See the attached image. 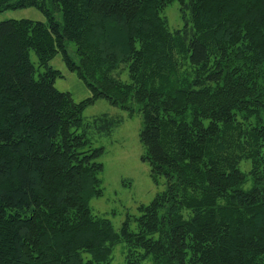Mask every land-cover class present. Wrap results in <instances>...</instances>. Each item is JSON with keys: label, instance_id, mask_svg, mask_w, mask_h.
<instances>
[{"label": "trees", "instance_id": "16d2710c", "mask_svg": "<svg viewBox=\"0 0 264 264\" xmlns=\"http://www.w3.org/2000/svg\"><path fill=\"white\" fill-rule=\"evenodd\" d=\"M27 7L47 21L0 22V264H111L120 242L124 264H264V0H0ZM58 53L91 97L55 87ZM103 98L139 108L142 159L166 179L136 231L89 205L105 152L91 130L122 122L85 120Z\"/></svg>", "mask_w": 264, "mask_h": 264}, {"label": "rangeland", "instance_id": "374dc122", "mask_svg": "<svg viewBox=\"0 0 264 264\" xmlns=\"http://www.w3.org/2000/svg\"><path fill=\"white\" fill-rule=\"evenodd\" d=\"M178 1L170 4L164 11L170 30L181 29L184 21L180 13ZM58 20L62 19V13L56 11ZM8 19H32L46 22L47 17L36 7L8 9L0 12V22ZM69 53L74 56L76 46L73 42L67 45ZM31 60L37 66L36 54L31 52ZM50 65L61 71L62 77H57L55 87L62 92H70L76 102H81L92 96V91L78 76L70 71L58 53L50 62ZM43 69H38L36 77ZM127 72V71H125ZM123 79L128 80V74H123ZM134 112L111 104L107 99H98L88 105L83 113L86 121L92 122L94 118L107 115L121 117L122 122L113 128L110 135L100 134L91 130L90 137L95 147H104L105 152L99 161L104 165L100 174L103 194L90 198L89 205L93 214L108 218L116 232L120 233L124 222L130 220V228L137 229L136 219L142 214L140 207L150 204L157 194L166 189L164 177L154 178L148 161L142 159L145 148L140 141V132L143 128V118L137 106ZM250 162L241 165L242 170H248ZM250 187V185H249ZM247 188V187H245ZM127 246L124 242L118 243L113 250L111 264H124ZM146 264H152L147 261Z\"/></svg>", "mask_w": 264, "mask_h": 264}]
</instances>
